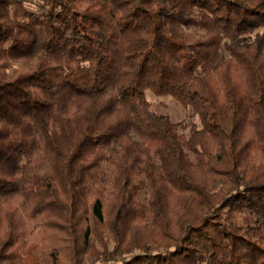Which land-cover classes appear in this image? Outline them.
Listing matches in <instances>:
<instances>
[{"label":"trees","instance_id":"1","mask_svg":"<svg viewBox=\"0 0 264 264\" xmlns=\"http://www.w3.org/2000/svg\"><path fill=\"white\" fill-rule=\"evenodd\" d=\"M262 29L264 0H0V264H264Z\"/></svg>","mask_w":264,"mask_h":264},{"label":"rangeland","instance_id":"2","mask_svg":"<svg viewBox=\"0 0 264 264\" xmlns=\"http://www.w3.org/2000/svg\"><path fill=\"white\" fill-rule=\"evenodd\" d=\"M147 93H148L147 94L148 99L151 101L152 108L154 110L168 115L174 121L185 120V122H189L191 120L190 119L191 109L189 107H184L183 105H181L178 101L175 100L173 96L170 95L158 96L151 91H147ZM193 119L196 122H199L197 115H195ZM58 264H60V261H58Z\"/></svg>","mask_w":264,"mask_h":264}]
</instances>
